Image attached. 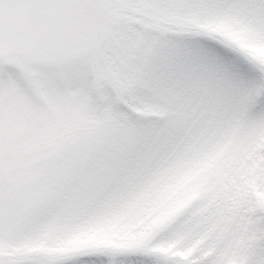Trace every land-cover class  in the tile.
<instances>
[{"label":"snow or ice","instance_id":"6c2138e0","mask_svg":"<svg viewBox=\"0 0 264 264\" xmlns=\"http://www.w3.org/2000/svg\"><path fill=\"white\" fill-rule=\"evenodd\" d=\"M0 264H264V0H0Z\"/></svg>","mask_w":264,"mask_h":264}]
</instances>
